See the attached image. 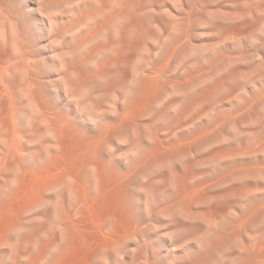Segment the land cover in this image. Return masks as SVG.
<instances>
[{"label":"rangeland","instance_id":"rangeland-1","mask_svg":"<svg viewBox=\"0 0 264 264\" xmlns=\"http://www.w3.org/2000/svg\"><path fill=\"white\" fill-rule=\"evenodd\" d=\"M0 264H264V0H0Z\"/></svg>","mask_w":264,"mask_h":264},{"label":"bare ground","instance_id":"bare-ground-1","mask_svg":"<svg viewBox=\"0 0 264 264\" xmlns=\"http://www.w3.org/2000/svg\"><path fill=\"white\" fill-rule=\"evenodd\" d=\"M126 43V42H125ZM130 46V45H129Z\"/></svg>","mask_w":264,"mask_h":264}]
</instances>
